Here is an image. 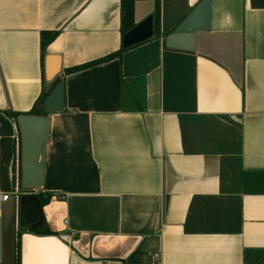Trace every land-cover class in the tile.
<instances>
[{
	"label": "crops",
	"instance_id": "1",
	"mask_svg": "<svg viewBox=\"0 0 264 264\" xmlns=\"http://www.w3.org/2000/svg\"><path fill=\"white\" fill-rule=\"evenodd\" d=\"M202 1L160 0L164 37L65 73L121 47L120 0H0V264L17 236L20 264H264V0H208L194 49L167 48ZM153 11L137 0L134 25ZM42 31L57 33L43 58ZM56 78L25 189L17 118ZM26 190L50 196L32 229Z\"/></svg>",
	"mask_w": 264,
	"mask_h": 264
},
{
	"label": "water",
	"instance_id": "2",
	"mask_svg": "<svg viewBox=\"0 0 264 264\" xmlns=\"http://www.w3.org/2000/svg\"><path fill=\"white\" fill-rule=\"evenodd\" d=\"M209 1L203 0L176 27L173 33L164 39V45L169 49L192 51L194 36L198 31L208 29ZM153 36L152 16H148L134 25L122 36L121 46L130 47ZM56 68H49L46 75L51 78L56 74ZM53 73V74H51ZM62 83L59 82L50 92L44 102L47 113L62 110ZM20 137L18 185L25 189H34L40 185L41 173L38 168V158L42 143L46 137L49 120L46 116L21 115L17 118ZM20 191V190H19ZM18 197V223L21 227L32 229L40 223V206L36 195L26 190Z\"/></svg>",
	"mask_w": 264,
	"mask_h": 264
},
{
	"label": "trees",
	"instance_id": "3",
	"mask_svg": "<svg viewBox=\"0 0 264 264\" xmlns=\"http://www.w3.org/2000/svg\"><path fill=\"white\" fill-rule=\"evenodd\" d=\"M137 0H120V34L123 36L127 31H129L132 27H134V3ZM154 1V11L152 14V20H153V36L156 38L164 37L165 35H162L159 31V17H160V0H153ZM56 32H45L42 31L40 33V50H41V58H43L44 51L46 46L55 38ZM127 48H123L122 46L119 47L117 51H114L110 54H107L99 59L85 62L80 65L73 66L71 68L66 69L65 73H71L75 71H79L85 68L92 67L94 65L106 62L108 60H111L113 58H117L121 56V53L125 51ZM42 63V62H41ZM60 82L59 78L54 79L51 84L50 88L47 90H43L30 109L28 113L25 115H31V116H46L48 113L44 110V102L50 92L53 90V88ZM18 114H13V118H16ZM13 170V179L15 180V174ZM38 198V203L40 206L45 205L49 199V194H45L43 192H39L36 194ZM35 233L40 234H46L48 233L47 230H31ZM13 264H20V252H19V241L18 236L16 238V241L14 243V253H13Z\"/></svg>",
	"mask_w": 264,
	"mask_h": 264
},
{
	"label": "built area",
	"instance_id": "4",
	"mask_svg": "<svg viewBox=\"0 0 264 264\" xmlns=\"http://www.w3.org/2000/svg\"><path fill=\"white\" fill-rule=\"evenodd\" d=\"M9 198L8 194H1L0 195V200L2 201H6ZM64 223H66V221H64ZM60 239L63 241H69L70 240V234L68 233H64L60 236ZM154 257L157 258L158 254H154Z\"/></svg>",
	"mask_w": 264,
	"mask_h": 264
},
{
	"label": "bare ground",
	"instance_id": "5",
	"mask_svg": "<svg viewBox=\"0 0 264 264\" xmlns=\"http://www.w3.org/2000/svg\"><path fill=\"white\" fill-rule=\"evenodd\" d=\"M50 68H53V67H50ZM56 70V69H55ZM51 74H53V73H51ZM49 77H51V75H49Z\"/></svg>",
	"mask_w": 264,
	"mask_h": 264
}]
</instances>
